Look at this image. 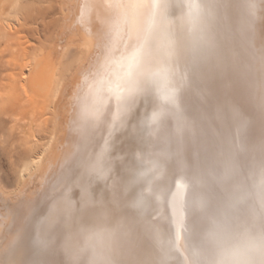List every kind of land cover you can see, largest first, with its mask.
<instances>
[{
    "label": "bare ground",
    "instance_id": "obj_1",
    "mask_svg": "<svg viewBox=\"0 0 264 264\" xmlns=\"http://www.w3.org/2000/svg\"><path fill=\"white\" fill-rule=\"evenodd\" d=\"M58 3L48 52L20 54L51 117L0 181V264H264V0Z\"/></svg>",
    "mask_w": 264,
    "mask_h": 264
},
{
    "label": "rangeland",
    "instance_id": "obj_2",
    "mask_svg": "<svg viewBox=\"0 0 264 264\" xmlns=\"http://www.w3.org/2000/svg\"><path fill=\"white\" fill-rule=\"evenodd\" d=\"M15 10L22 14L7 30L0 29V181L8 187L14 185L19 169L33 155L28 146L35 140L45 143L48 139L46 133H36L30 142L21 131H27L43 113L46 126L51 117L40 100L29 96L26 102L20 94L19 76L27 71L23 67L27 59L20 54L28 60L46 54L54 43L60 19L58 0H20ZM80 55L81 51L74 46L65 52L57 72L61 81Z\"/></svg>",
    "mask_w": 264,
    "mask_h": 264
}]
</instances>
